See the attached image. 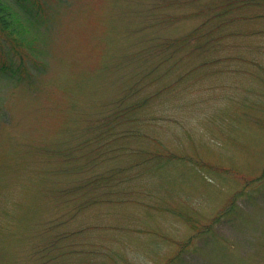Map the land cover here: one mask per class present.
Segmentation results:
<instances>
[{
    "label": "rangeland",
    "instance_id": "1",
    "mask_svg": "<svg viewBox=\"0 0 264 264\" xmlns=\"http://www.w3.org/2000/svg\"><path fill=\"white\" fill-rule=\"evenodd\" d=\"M37 1L12 3L26 28L28 19L40 22L27 34L36 50L15 55L7 41L0 54V67L20 71L0 73V264H61L50 261L62 256L61 246L48 263L38 254L56 234L54 221L67 217L64 201L82 198L80 183L92 170L101 174L104 161L153 147L149 139L174 157L137 187L156 201L140 193L130 205L100 199L84 210L86 201L57 232L107 227L96 241L126 249L129 264H264V67L240 63L255 55L264 66V38L231 39L228 67L239 75L206 77L196 88L193 79L180 81L182 63L171 74L162 68L184 54L165 55L156 42L196 30L194 10L185 20L183 9L170 6L175 0ZM122 98L139 102L120 119L123 145L99 142ZM111 191L98 193L104 199ZM84 239L93 240L87 234L76 242Z\"/></svg>",
    "mask_w": 264,
    "mask_h": 264
},
{
    "label": "trees",
    "instance_id": "2",
    "mask_svg": "<svg viewBox=\"0 0 264 264\" xmlns=\"http://www.w3.org/2000/svg\"><path fill=\"white\" fill-rule=\"evenodd\" d=\"M31 1L33 0H0V54L5 52L3 48H5L4 43L7 41L9 45L12 46V49L17 52L15 55L20 53V49L22 47H26L31 51L36 50L33 46L35 43L33 40L37 41L36 37L30 39L29 37L34 33L33 30L39 21L28 19L31 21V26L28 25L26 28L21 19L18 17V13L14 11L12 7L14 6L12 3L24 5L27 2L32 3ZM35 2L38 3L37 0H35ZM174 2L175 3H170V6L176 4V6L183 9L184 12L182 15L185 20L192 18L191 15L194 13L192 10H194L196 12L195 17L199 22V26H197L196 30L193 32L191 31L186 34L184 36L185 38L177 39V42H165L162 40L156 41L160 44L158 46L161 47L160 50H163L165 55H168L169 53L180 54V52L184 54L181 58L180 55L173 56L175 57L174 60L177 58L175 61H170L171 58L169 57L168 60L164 61L166 63L163 62L164 64H162V68L169 71V74H171L173 71H178L180 67L178 66V68L176 66L181 65L182 63L181 67L184 71H180V73L184 74L180 76V81L186 79L187 81L191 80L192 83L193 79V81L196 82V88H201V86H203L202 82L206 77H217L219 75L221 78H229L230 80L231 76L237 74L236 70H233L232 67H228L229 63L232 62L231 56H228V53L231 54L232 51L228 45V42H231V39L233 40L235 37L241 39L247 37L253 39L254 37H260V39L264 38V27H259V23L264 20V0H175ZM183 6L186 9H184ZM187 9L191 12L187 11ZM164 24H168V22H165ZM235 31L238 33L236 34ZM30 32L31 35H27ZM24 33L26 34L25 36ZM5 50L7 52L6 54L10 53L9 49L6 48ZM251 58H254L256 61L248 62L247 60H241L240 63L246 68L248 66H253L257 69L264 67L262 66L263 63H260L262 58L260 59L255 55ZM237 59L240 58L238 57ZM221 60L227 61V64H224ZM248 60L250 59L248 58ZM27 70L28 69L24 70V75L29 74ZM0 73L8 74L10 76L20 75V71L17 69L11 68L7 70L5 66L0 67ZM138 108L139 102L130 105L127 104L123 98L115 102L112 107V111H115L114 114L116 118L114 119L116 120V123L113 124L111 121L109 128L105 131L99 132L100 137L96 140L102 142V139H110V141L112 139V141L117 143V147L123 145L120 144L122 139L119 137L120 132L117 131V128L123 125L122 122H120V119H122V115H125L123 114V112H125L124 109L128 111L130 109V112H133ZM125 133L128 134V132ZM149 140L148 144H152L153 147L148 146L147 149H142L141 147L143 146H141L138 151L135 149H132L131 151L129 149L128 153L130 154L128 161L117 157H115L114 160L106 158L109 160L104 161L107 164L102 167L103 171H101V174L95 173L92 170L93 177L86 178L82 183H80L81 192L84 193V195L82 194V198L80 195H76V193L74 198L71 197L70 199L68 196L72 195L73 190H70V192H63L64 195L66 193V198L70 199L64 201L69 207V210L66 213L67 217L66 219H63L62 217L61 220L54 221L56 225L52 228L55 229L56 234L53 236L50 243L45 245L42 250L39 251L38 255H41L39 258L45 259V256H48L49 253L57 250L61 246L60 255L62 256L50 258V261L54 259H57L58 261L59 259L61 264L127 263L129 255L127 254L128 251L126 249L125 252H115L112 248L104 246L105 244L103 243L98 244L99 241H96L101 239V236L99 235L103 236V234H100L101 231L106 230L107 228L102 229L99 227L94 230L91 227L84 231L75 229L66 233L61 231L57 232V230L61 229L69 220L74 219L80 211V206L86 201L87 204L85 205V208L82 207L84 210L98 204L100 199V204L104 205H111V203L116 201L124 203L121 205H130L138 198L140 193H142L149 200L152 199L151 202H155L156 198L151 195V192H148L147 188H144L142 192H138L137 187L145 185V183H141L144 182L145 173L151 172V177L154 178L155 176H153V173L157 172L156 170L161 168L159 165L164 162H169V160L174 157L169 159V153L167 151H162L159 146L156 145L159 144L157 141L154 143L153 139ZM98 145L102 146L104 144L100 143ZM106 148L110 149V147L105 146V148L103 147L105 150L104 152L111 153L109 149ZM93 149H91V151ZM120 149L122 150L124 147L121 146ZM133 151H135V153H133ZM104 152L102 153L103 155L106 154ZM95 155H97L95 159L101 160V158H98L99 154L95 153ZM134 156L141 159L143 158L144 163L134 160ZM89 162V166H91L92 160ZM128 162L130 166L128 170L125 171L123 170V167L125 164H128ZM94 166L92 165L91 167ZM84 167L86 166L84 165ZM138 169L140 171L136 172ZM101 187L105 192L108 188L112 190L108 198L105 197L102 199L103 196L99 195L98 192ZM93 189H95V192ZM80 200L82 202H80ZM125 200L128 201L126 202ZM162 210L165 211V209ZM188 221L189 223L187 222L186 224H188L189 229L196 234V222H190L189 219ZM67 233H70V236H67ZM87 234L92 237V241L84 239V245L76 242V239L78 240V238H82L83 240V236ZM192 237L193 236L191 235V238ZM69 239L73 241L71 246L69 244ZM70 258L72 260L69 263ZM44 261L45 263H48L46 259Z\"/></svg>",
    "mask_w": 264,
    "mask_h": 264
}]
</instances>
